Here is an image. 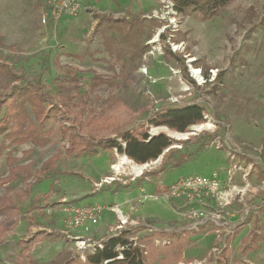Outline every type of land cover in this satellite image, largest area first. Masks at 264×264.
I'll use <instances>...</instances> for the list:
<instances>
[{"label":"rangeland","instance_id":"obj_1","mask_svg":"<svg viewBox=\"0 0 264 264\" xmlns=\"http://www.w3.org/2000/svg\"><path fill=\"white\" fill-rule=\"evenodd\" d=\"M86 2L78 17H64L55 25L41 21L46 0H0V63L8 67L0 73V94L15 86H34L37 79L57 90L59 83L76 77L83 93L115 99L106 135L114 136L123 124L145 123L143 131L164 132L180 141L174 147L194 150L201 145L202 150L158 175L152 173L160 169L164 153L139 165L116 149H100L62 155L40 176L42 164L66 140L56 134L40 147L31 142L9 145L0 157V178L11 166L29 165V171L0 188V198L16 205L13 218L0 214V222L10 226L0 241V264H16L17 258L26 264H49L63 249L79 253L76 237L87 235L67 228L64 208L69 203L113 204L131 219L174 228L165 245L134 229L132 234L148 249L149 264H264V0H234L205 20L176 13L172 0ZM95 77L111 79L93 89ZM192 103L205 108L206 119L188 132L147 124L159 108ZM57 126L47 123L48 128ZM229 152L235 153V160ZM195 174L216 175L231 192L246 189L242 199L233 192L222 212L231 223L244 216L222 260L217 258L224 232L218 236L211 220L196 229L188 217L191 209L221 210L218 201L164 199L174 183ZM117 222V216L106 211L88 237L99 241L110 236ZM255 233L254 242L242 241ZM148 237L149 245L144 242ZM29 241L30 246L23 244ZM259 241L258 248L246 249Z\"/></svg>","mask_w":264,"mask_h":264},{"label":"trees","instance_id":"obj_2","mask_svg":"<svg viewBox=\"0 0 264 264\" xmlns=\"http://www.w3.org/2000/svg\"><path fill=\"white\" fill-rule=\"evenodd\" d=\"M233 1L172 0V7L176 13L193 14L205 20L218 14L222 8ZM94 15L97 17L98 13ZM102 16L103 18L109 17L106 14ZM2 39L0 36V42ZM7 68L0 63V73L2 70L7 72ZM205 73L208 78V71ZM109 79L95 77L91 87L98 88L108 83ZM114 106L117 104L112 96L106 97L99 94L91 96L90 93H83L76 77L70 78L67 83H59L57 90L47 87L40 79L36 80L34 86H15L10 91L0 94V157L9 145L31 142L40 147L47 144L52 136L58 134L66 140V143L57 150L54 156L42 164L37 171L40 176L47 174L49 168L53 167L62 155L95 154L100 149L112 152L116 149L118 153L125 154L139 165L156 160L164 153L160 169L152 173L158 175L167 168L181 166L202 150L201 145L194 150L184 146L174 147L173 145L180 141H176L164 132L151 135L143 131L145 123L131 127H125L123 124V127L120 125L115 129L114 136L106 135V132L110 133ZM205 114V108L198 103L168 106L154 111L147 124L165 125L174 131L185 133L191 126L203 123L206 119ZM50 121L58 122L57 128H48L47 123ZM189 139L180 144L187 143ZM7 161L10 163L12 160L8 157ZM28 167L29 165L11 166L8 174L0 178V188L16 180L19 174L28 172ZM30 189L29 184L25 194H28ZM3 213L9 218L16 213V205L7 197L0 198V214ZM8 230L9 227L5 221L0 222V240L6 236ZM239 232L238 228L235 235ZM127 235L129 233L125 231L119 235L108 236L103 240L102 247H97L92 253L85 252L84 259L72 250L63 249L49 264H149V253H145L148 249H142L138 245L134 246ZM257 237L255 233L245 237L242 241L254 242ZM30 242H27L29 246ZM144 242L149 245L152 241L148 237ZM123 246L124 249L120 248ZM259 246L260 241L246 249L250 250ZM120 254L122 258H118ZM227 256L228 251L224 249L217 259L222 260ZM106 260L108 262L105 263ZM219 262L218 264H222ZM16 264L26 263L18 258Z\"/></svg>","mask_w":264,"mask_h":264},{"label":"built area","instance_id":"obj_3","mask_svg":"<svg viewBox=\"0 0 264 264\" xmlns=\"http://www.w3.org/2000/svg\"><path fill=\"white\" fill-rule=\"evenodd\" d=\"M86 1L87 0H46V6L44 8L41 21L43 24L53 22L55 25H57V23L64 17H78L85 9L87 3ZM232 150L234 152L236 151L235 148ZM231 154L232 153L229 152L231 158L235 160V153L232 155ZM230 173H232V171H230ZM233 192H235L237 195H240L239 198L242 199L246 193V189H235ZM233 192L223 188L222 181L216 175L195 174L182 177L176 183H174L166 195H164V199L167 200L169 197L174 198L182 196L190 201L200 200L202 197H205V199L212 198L217 200L220 206H222L221 210H217L215 213H213L211 211H199L191 209L188 212V217L194 220L192 224L194 227H196V229H198L200 225H204L206 222L211 220L217 227L218 236L221 231L224 232V237L220 245L221 249H218V251L221 253L224 249L228 248V239L234 236L236 230L240 227L244 220V216L242 215L239 217L240 219L238 221L231 223V220H227L225 215L222 214V212H225L224 207L229 205L231 202V200L228 199L229 197H232ZM64 210L67 214V228L71 231L81 229L84 232H90L93 226H97L100 223L104 213L106 211H111L117 216L118 219V222L115 226V232L111 235H119L126 231L129 233L127 237L133 242V245H138L142 249L145 248V245L139 241V236L132 234L134 233L135 228H140L147 232V235L153 239V242L156 245L169 244L170 237L175 232L174 228L172 227L158 225L157 223L148 220L140 221L137 219H131L128 217V215H125L122 212L121 208L113 204L109 206H102L99 204L78 205L69 203L65 205ZM249 211L250 208H247L246 215H248ZM76 238L81 244L78 246V248L80 250L79 254L83 259L85 252L92 253L97 247H102V242L105 239L92 241L89 237H87V239L79 237ZM120 248L124 249V246ZM214 250H217V248ZM145 253H147V251ZM122 257V254L118 256V258ZM106 262L108 261L106 260L105 263Z\"/></svg>","mask_w":264,"mask_h":264},{"label":"crops","instance_id":"obj_4","mask_svg":"<svg viewBox=\"0 0 264 264\" xmlns=\"http://www.w3.org/2000/svg\"><path fill=\"white\" fill-rule=\"evenodd\" d=\"M43 11H44V9H43ZM43 11H42V14H43ZM51 23V22H50ZM13 218V217H12ZM10 220V219H9ZM5 224L7 225V223H6V221H5ZM8 227H9V230H8V232H7V234H6V236L9 234V232H10V226L9 225H7ZM99 227L98 226H93L92 227V229H91V231L92 232H96L97 231V229H98ZM81 233H84V234H86L87 235V237H88V234H91V235H93L92 233H90V232H84V231H82L81 229H78ZM6 236L3 238V239H5L6 238ZM245 238V237H244ZM2 239V240H3ZM2 240H0V241H2ZM101 240V239H100ZM27 241V240H26ZM25 246H26V244H27V242L26 243H23ZM29 252V251H28ZM78 255H80L78 252H76ZM81 256V255H80ZM82 258V257H81ZM18 259V258H17ZM21 259H23V258H21ZM83 259V258H82Z\"/></svg>","mask_w":264,"mask_h":264},{"label":"bare ground","instance_id":"obj_5","mask_svg":"<svg viewBox=\"0 0 264 264\" xmlns=\"http://www.w3.org/2000/svg\"><path fill=\"white\" fill-rule=\"evenodd\" d=\"M195 73H197V74H199L200 72H199V70H197V71H194ZM177 137H179V138H181V137H184V135H181V134H177L176 135Z\"/></svg>","mask_w":264,"mask_h":264}]
</instances>
